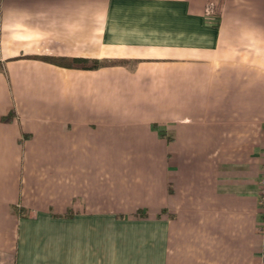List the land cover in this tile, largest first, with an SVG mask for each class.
I'll return each mask as SVG.
<instances>
[{
    "label": "crops",
    "instance_id": "0c3cea01",
    "mask_svg": "<svg viewBox=\"0 0 264 264\" xmlns=\"http://www.w3.org/2000/svg\"><path fill=\"white\" fill-rule=\"evenodd\" d=\"M259 154L264 0H0V264H264Z\"/></svg>",
    "mask_w": 264,
    "mask_h": 264
},
{
    "label": "trees",
    "instance_id": "16d2710c",
    "mask_svg": "<svg viewBox=\"0 0 264 264\" xmlns=\"http://www.w3.org/2000/svg\"><path fill=\"white\" fill-rule=\"evenodd\" d=\"M53 63L65 67H73L81 65L85 69H96L102 66L112 65L117 61L112 59H98V58H81V59H67V58H47Z\"/></svg>",
    "mask_w": 264,
    "mask_h": 264
},
{
    "label": "rangeland",
    "instance_id": "374dc122",
    "mask_svg": "<svg viewBox=\"0 0 264 264\" xmlns=\"http://www.w3.org/2000/svg\"><path fill=\"white\" fill-rule=\"evenodd\" d=\"M261 155V154H259ZM263 157V159H262ZM261 160L263 161V165L261 166V172L259 175V185L261 186V195H262V204H264V155H261Z\"/></svg>",
    "mask_w": 264,
    "mask_h": 264
}]
</instances>
